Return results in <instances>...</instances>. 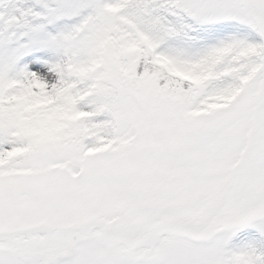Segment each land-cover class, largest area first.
Returning <instances> with one entry per match:
<instances>
[{
    "label": "snow or ice",
    "instance_id": "obj_1",
    "mask_svg": "<svg viewBox=\"0 0 264 264\" xmlns=\"http://www.w3.org/2000/svg\"><path fill=\"white\" fill-rule=\"evenodd\" d=\"M0 264H264V0H0Z\"/></svg>",
    "mask_w": 264,
    "mask_h": 264
}]
</instances>
